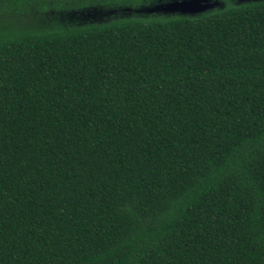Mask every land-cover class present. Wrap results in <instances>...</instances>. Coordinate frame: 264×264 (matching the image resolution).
I'll return each mask as SVG.
<instances>
[{
  "label": "trees",
  "instance_id": "obj_1",
  "mask_svg": "<svg viewBox=\"0 0 264 264\" xmlns=\"http://www.w3.org/2000/svg\"><path fill=\"white\" fill-rule=\"evenodd\" d=\"M86 4L0 0V264H264V0Z\"/></svg>",
  "mask_w": 264,
  "mask_h": 264
},
{
  "label": "rangeland",
  "instance_id": "obj_2",
  "mask_svg": "<svg viewBox=\"0 0 264 264\" xmlns=\"http://www.w3.org/2000/svg\"><path fill=\"white\" fill-rule=\"evenodd\" d=\"M248 1V0H236ZM147 7L131 9L127 7L119 8H99L92 7L79 11L64 12L57 14L56 17L46 20L55 21L65 25L79 26L89 23L105 22L113 17L139 15L144 16L150 13L169 14H194L202 11L220 8L223 0H154L146 3ZM40 17L39 19H42Z\"/></svg>",
  "mask_w": 264,
  "mask_h": 264
},
{
  "label": "snow or ice",
  "instance_id": "obj_3",
  "mask_svg": "<svg viewBox=\"0 0 264 264\" xmlns=\"http://www.w3.org/2000/svg\"><path fill=\"white\" fill-rule=\"evenodd\" d=\"M32 3H39L46 12H57L64 11L68 5V0H30ZM106 2L110 6H118V7H147L145 5L144 0H129V2H125V0H106ZM85 7H92V4H86Z\"/></svg>",
  "mask_w": 264,
  "mask_h": 264
}]
</instances>
